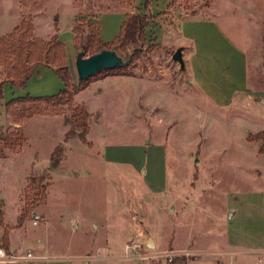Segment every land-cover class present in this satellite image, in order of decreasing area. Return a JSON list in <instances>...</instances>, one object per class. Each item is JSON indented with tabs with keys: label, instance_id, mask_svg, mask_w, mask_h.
Wrapping results in <instances>:
<instances>
[{
	"label": "rangeland",
	"instance_id": "1",
	"mask_svg": "<svg viewBox=\"0 0 264 264\" xmlns=\"http://www.w3.org/2000/svg\"><path fill=\"white\" fill-rule=\"evenodd\" d=\"M150 4L155 13L169 4L162 16L165 25L174 26L169 27L172 32L185 16L216 19L246 53L248 93L236 98L231 108L216 107L172 62L176 48L149 40L151 48L139 64L119 70L118 75H95L80 92L78 100L87 109L91 128L83 143L78 137L64 140L63 127L68 130L76 106L73 101L5 107L17 97L58 95L64 84L54 70L39 67L22 89L6 84L0 101V136L7 140L0 141L4 153L0 190L6 198L3 204L0 195V222L6 207L9 232L23 207L31 210L40 185L58 183L48 194L46 211L51 221L80 214L101 224L110 221L105 216L110 214L111 220L120 223L119 231H114L118 244L114 254L123 255V241L132 232L128 238L136 239L143 254L151 256L112 264H264V154L259 152L263 142L250 140L251 135L264 133V0H150ZM144 5L145 0H0V50L26 20L34 38L49 40L57 35L65 45L71 83L77 87L79 51L72 29H85L86 20L97 19L100 39L109 44L118 36L124 14L136 7L143 10ZM3 55L0 52V83L8 78L11 57ZM95 81L100 83L91 85ZM22 123V128L15 126ZM72 139L93 157L105 144L163 142L166 193L151 201L142 184L145 166L139 174L125 165L101 167L98 158L90 161L71 146ZM58 145L62 153L57 161L65 155L67 160L52 169L56 160L51 154ZM144 163L151 164V155L144 154ZM58 197L64 200L59 202ZM44 198L29 210L23 227L13 230V242L25 244L43 230L42 222L34 227L28 219L33 212L41 214ZM133 202H143L135 210V236L120 216ZM71 227L68 223L67 231ZM4 230L0 225V233ZM149 239L151 245H147ZM63 240L58 237L53 242L61 246ZM164 253L189 255L169 263L161 257Z\"/></svg>",
	"mask_w": 264,
	"mask_h": 264
},
{
	"label": "crops",
	"instance_id": "2",
	"mask_svg": "<svg viewBox=\"0 0 264 264\" xmlns=\"http://www.w3.org/2000/svg\"><path fill=\"white\" fill-rule=\"evenodd\" d=\"M168 6L169 4L157 13H155L156 10L151 9L153 19L151 20L150 34H147L148 41L152 40L167 48L175 47L177 49L182 47L185 69L193 87L216 107L221 109L231 108L236 98L246 95L249 91L246 53L232 41L222 25L211 17L185 16L179 20L172 32L169 27L174 26L172 24L169 25V23L166 24L169 26H166L162 16L165 12H168ZM109 80L110 78H107L103 82ZM94 83L100 82L95 81L91 85ZM81 91L73 96V102L76 105L82 103L78 100ZM15 126L22 128L23 123ZM63 128L66 132L67 127L64 126ZM89 131H91V128ZM162 143L145 141L133 144H105L97 149L98 152L94 157L86 152L82 144L76 139H72L71 146L78 149L82 156H85L90 161L96 162L98 158V163H100L99 166L101 167L108 164L125 165L139 174L145 166V170H143L144 177L142 178L144 183L142 184L146 188L147 193L150 194L151 201H155L159 196L165 194L167 189V149L165 144ZM144 154H147V156L151 155V164L149 166L144 163ZM66 157L65 155L64 159L58 161L61 166L67 160ZM91 164H93L90 165L93 170L95 164ZM57 184L50 183L45 186V203L40 214L42 217L40 222L44 225L43 230L36 238L25 241V244L13 242V230L19 231L24 225L23 221L27 218L21 223L17 220L13 227L10 226L8 232L9 252L21 254L26 251H32L40 257H45L46 260L38 264H112L120 260H139L128 257L125 253L121 257L118 254H114L118 245L114 231L116 228L118 230L120 223L111 220L110 214L105 215L109 218L110 221L108 222L110 223L105 218L104 220L106 221L99 224L97 221L80 214L67 218L64 215H60L58 220L55 222L51 221V215L46 211L49 200L48 194ZM63 184L65 188H69L66 187V185H69L68 183ZM104 184L102 183L103 186ZM65 188L64 192L66 193ZM0 195L3 204H5V194L1 190ZM62 200H64L63 197L62 199L58 197L59 202H62ZM142 204L143 202H133L132 210L129 209L124 212V215H120L125 218L126 225L132 226L134 236L138 233L135 210L137 206ZM3 213L4 227L10 223L6 221V207L3 209ZM21 215L19 214L18 218ZM124 218H119V220L123 221ZM28 220L31 222L30 218ZM68 223H72V227L67 231ZM3 233L4 231L0 233V244ZM131 233H127L128 237L131 236ZM58 237L64 238L61 246L53 242ZM128 237L123 241V249L131 241Z\"/></svg>",
	"mask_w": 264,
	"mask_h": 264
},
{
	"label": "trees",
	"instance_id": "3",
	"mask_svg": "<svg viewBox=\"0 0 264 264\" xmlns=\"http://www.w3.org/2000/svg\"><path fill=\"white\" fill-rule=\"evenodd\" d=\"M150 6V0H145L143 10L136 7L135 10L126 12L118 36L109 44L103 43L100 39V25L98 20H86L85 29H81L80 27L72 29L75 49L78 51L83 49L84 56L87 57L102 49L117 48L119 52L128 53L130 56V62L124 68L139 64L151 48V45H147V32L151 28V20L153 19ZM0 52L2 55L4 54L3 56H6V54L11 56L9 59L8 78L5 82L0 83V101L4 98L3 93L6 84L12 88L22 89L34 72L42 66L54 70L64 84L63 90L56 96L45 98L19 97L8 101L5 104L6 108H10L15 104L29 102H52L56 105L67 104L72 102L74 94L86 88L90 80L94 77L79 81L78 86L74 87L71 83L72 79L66 63L67 54L65 45L58 39L57 35H53L49 40L34 38L33 27L26 20H22L15 27L13 35L7 40L5 49L0 50ZM124 68L103 70L98 74L107 73L109 75H118L119 70ZM89 118L90 116L84 105L79 104L74 106L68 121L69 128L65 132L64 140L67 141L73 137H78L83 143H86L85 137L89 133ZM250 140L262 141L263 145L259 152L260 154H264V133L251 135ZM0 141L4 142L7 140L0 136ZM61 153L62 146L58 145L51 154L52 159H60ZM3 156L4 153L0 149V157ZM39 189L40 192L34 194L36 198L30 202L31 210L39 202V198L45 197V186L40 185ZM27 200L28 198L26 199V204ZM29 210L26 206L23 207V214L18 218L19 223L26 218ZM0 225L3 226V223L0 222ZM4 228L0 247L6 252H9L10 243L6 229L7 226H4Z\"/></svg>",
	"mask_w": 264,
	"mask_h": 264
},
{
	"label": "water",
	"instance_id": "4",
	"mask_svg": "<svg viewBox=\"0 0 264 264\" xmlns=\"http://www.w3.org/2000/svg\"><path fill=\"white\" fill-rule=\"evenodd\" d=\"M182 47H178L171 56L172 62L179 66V72L185 73V62L182 57ZM130 62V56H122L116 48L102 49L99 52L87 56H84V50L82 49L77 53L75 60V70L79 81L87 80L103 70L124 68ZM58 161H54L51 167L55 169ZM151 245V240H148L147 245ZM150 247V246H148Z\"/></svg>",
	"mask_w": 264,
	"mask_h": 264
},
{
	"label": "built area",
	"instance_id": "5",
	"mask_svg": "<svg viewBox=\"0 0 264 264\" xmlns=\"http://www.w3.org/2000/svg\"><path fill=\"white\" fill-rule=\"evenodd\" d=\"M42 220V217L33 212L31 214V224L37 226ZM124 253L128 257H133L136 259L145 260L151 256L143 254V249L141 244L133 239L124 246ZM189 253H183L182 255L177 253H164L161 254V257L166 258L169 263H172L173 259L177 256H187ZM45 257H40L33 253L32 251H26L21 254H16L14 252H6L2 247H0V264H38L41 261H45Z\"/></svg>",
	"mask_w": 264,
	"mask_h": 264
}]
</instances>
